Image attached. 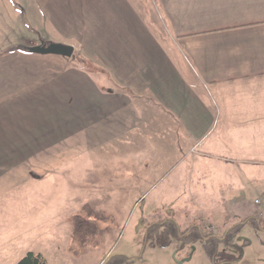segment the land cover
I'll return each mask as SVG.
<instances>
[{
  "label": "rangeland",
  "instance_id": "rangeland-1",
  "mask_svg": "<svg viewBox=\"0 0 264 264\" xmlns=\"http://www.w3.org/2000/svg\"><path fill=\"white\" fill-rule=\"evenodd\" d=\"M29 4L28 0H0V46L67 43L37 23ZM23 6L27 7L24 15ZM21 52L26 54V95L40 103L36 106L40 113L31 114L41 119L35 138L36 144L39 136L41 142L35 151H27L24 167L11 173L0 188V264H16L28 250L40 252L47 264H101L115 253L131 257L125 264H216L200 241L183 243L171 236L165 245L142 247L144 228L163 216L183 225L197 222L201 213L209 217L211 212L223 211L222 218L203 222L208 231L222 227L224 231L238 219L233 210L238 199H251L255 205L264 202V176H256L255 168L264 162H241L238 168L243 176L235 170L230 191L217 188L219 171L204 166L199 175L206 184L197 188L194 170L188 168L184 174L182 166L187 162L178 165L186 150L174 143L182 138L171 123L165 127L170 121L165 114L155 108L144 112L132 104L123 108L107 103L92 108L99 113L89 110L91 106L88 110L74 107L71 113L68 90L75 95L81 83L107 84L98 63L75 52L73 59L61 56L59 60L60 55ZM39 70L41 82L35 88L33 71L38 75ZM103 110L104 116L99 117ZM145 120L159 128H146ZM75 214L89 223L78 236H73ZM222 249L240 258L220 264H264V227L248 221Z\"/></svg>",
  "mask_w": 264,
  "mask_h": 264
},
{
  "label": "crops",
  "instance_id": "crops-1",
  "mask_svg": "<svg viewBox=\"0 0 264 264\" xmlns=\"http://www.w3.org/2000/svg\"><path fill=\"white\" fill-rule=\"evenodd\" d=\"M28 1V11L39 25L103 70L104 86L99 81L81 83L75 95L67 91L71 113L74 107L93 110L99 103L159 110L170 119L165 127L171 123L182 138L174 142L186 150L178 165L187 162L184 174L194 170L197 188L206 184L199 175L204 166L219 171L217 188L230 191L235 170L243 176L241 162H264V0ZM23 10L27 7L24 15ZM23 46H0V188L24 167L27 151H35L41 142L40 136L37 144L35 140L41 119L31 114L40 113V103L26 95ZM32 77L36 88L41 71H33ZM144 122L146 128H159ZM208 161L214 163H203ZM255 168L256 176L263 177L264 164ZM237 202L236 218L264 216L263 201ZM201 215L218 217L212 212Z\"/></svg>",
  "mask_w": 264,
  "mask_h": 264
},
{
  "label": "trees",
  "instance_id": "trees-1",
  "mask_svg": "<svg viewBox=\"0 0 264 264\" xmlns=\"http://www.w3.org/2000/svg\"><path fill=\"white\" fill-rule=\"evenodd\" d=\"M25 51H27V46H23ZM14 48V47H13ZM11 48V49H13ZM73 57V54L72 56ZM80 57V56H79ZM81 58V57H80ZM82 67H84L81 64ZM200 220L191 221L181 225L177 222L176 218L171 216H163L160 219H153L150 223L146 224L143 233V244L145 245H165L170 241V237L173 236L174 239H179L183 243H193L195 241H200L203 248L209 258L216 264L228 263L237 261L240 255H232L228 251L221 249V246H226L230 244L231 239L237 234L239 229L248 221L253 223V225L263 228L264 216L257 217L251 216L247 218L237 219L230 226L226 227L221 234L218 231H208L204 227L203 220L207 218L200 216ZM88 219L79 214L73 215V236L74 234L78 236L85 225H88ZM247 243V239L243 241V244ZM242 251V247H238ZM222 255V256H221ZM131 257L123 253H115L109 255L106 259L102 261V264H125L129 263ZM16 264H47L45 257L37 251L28 250Z\"/></svg>",
  "mask_w": 264,
  "mask_h": 264
},
{
  "label": "water",
  "instance_id": "water-1",
  "mask_svg": "<svg viewBox=\"0 0 264 264\" xmlns=\"http://www.w3.org/2000/svg\"><path fill=\"white\" fill-rule=\"evenodd\" d=\"M29 52L39 54H57L65 57H69L73 53V46L67 43L61 42H41L27 47ZM102 264V263H101Z\"/></svg>",
  "mask_w": 264,
  "mask_h": 264
},
{
  "label": "built area",
  "instance_id": "built-area-1",
  "mask_svg": "<svg viewBox=\"0 0 264 264\" xmlns=\"http://www.w3.org/2000/svg\"><path fill=\"white\" fill-rule=\"evenodd\" d=\"M255 202H258V199H256ZM208 228H209V226H208Z\"/></svg>",
  "mask_w": 264,
  "mask_h": 264
},
{
  "label": "flooded vegetation",
  "instance_id": "flooded-vegetation-1",
  "mask_svg": "<svg viewBox=\"0 0 264 264\" xmlns=\"http://www.w3.org/2000/svg\"><path fill=\"white\" fill-rule=\"evenodd\" d=\"M160 218V217H159ZM223 248V245L221 246V249ZM225 250V249H224ZM227 251V250H226Z\"/></svg>",
  "mask_w": 264,
  "mask_h": 264
}]
</instances>
